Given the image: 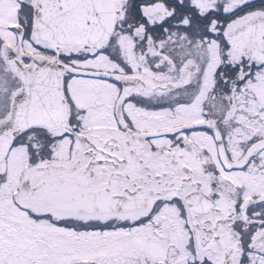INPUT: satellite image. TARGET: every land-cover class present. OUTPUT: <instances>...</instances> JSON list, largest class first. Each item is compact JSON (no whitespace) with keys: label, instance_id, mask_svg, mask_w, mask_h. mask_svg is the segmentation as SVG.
Here are the masks:
<instances>
[{"label":"snow or ice","instance_id":"6c2138e0","mask_svg":"<svg viewBox=\"0 0 264 264\" xmlns=\"http://www.w3.org/2000/svg\"><path fill=\"white\" fill-rule=\"evenodd\" d=\"M0 264H264V0H0Z\"/></svg>","mask_w":264,"mask_h":264}]
</instances>
